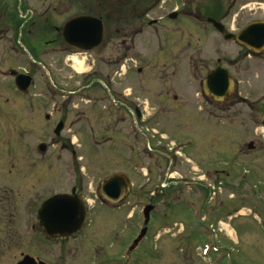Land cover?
<instances>
[{
	"label": "rangeland",
	"instance_id": "1",
	"mask_svg": "<svg viewBox=\"0 0 264 264\" xmlns=\"http://www.w3.org/2000/svg\"><path fill=\"white\" fill-rule=\"evenodd\" d=\"M41 1L56 8L49 16L57 29L81 13L103 14L107 23L116 17L115 0H89L85 9L82 0ZM121 1V37H115L114 25H106L107 43L67 57L50 51L60 42L54 30L35 44L25 29H17V14L31 7L22 0H0V25L7 30L0 41V248L5 244L0 259L12 261L25 249L19 217L25 214L26 221H33L40 199L69 191L82 180L88 201L84 228L70 245L58 246L54 264H85L95 251L104 258L119 251L124 255L143 228L146 205L154 210L132 255L136 264H264V52L247 55L204 19H196L215 18L210 10L214 0H181V7L179 0H160L158 7H150L152 0ZM229 1L222 0V9ZM106 4L112 9L108 15ZM244 6V0H237L229 27H243L246 20L238 16L247 11L240 10ZM176 8L187 13L181 17L177 11L176 19H168ZM13 42L23 54L8 51ZM39 48L46 51L38 54L34 49ZM32 61L41 66L32 67ZM218 65L235 82L228 102H211L201 90L206 74ZM7 68L32 77L26 93L16 90ZM119 93L136 99L144 111L131 127V138L126 128H112L102 118V106L113 112ZM67 98H80L78 107L88 108L95 124L93 135L71 138L69 146L77 151L73 157L62 147L66 135L49 131L59 119L51 102L60 107ZM37 117L41 132L26 128L21 139L20 120ZM39 143L45 153L33 148ZM114 174L123 175L131 189L118 209L98 197L101 182ZM21 183L31 189L21 193Z\"/></svg>",
	"mask_w": 264,
	"mask_h": 264
},
{
	"label": "flooded vegetation",
	"instance_id": "2",
	"mask_svg": "<svg viewBox=\"0 0 264 264\" xmlns=\"http://www.w3.org/2000/svg\"><path fill=\"white\" fill-rule=\"evenodd\" d=\"M129 1H132V0H129ZM115 2H117V3L114 4L113 10L111 8H109L107 10V8L109 7L108 4H106L107 5L106 11L104 10L106 15H108L111 10L113 11V13L116 15V17L113 21L114 23H107V21H105L106 18L103 19V17H104L103 14L95 16L94 14L90 15V13H86V14L81 13V14H77V15H74V16L68 18L65 22H63L61 24V27L57 29L56 27H53L54 22H55L54 19H52L49 16L52 12H54L56 10V8H53V9L51 8V5H50L51 2L49 3V5L45 4L44 6H42L41 0H22V3L25 5V8H27V6H28V7H31L32 9H31V11L28 9H23V12H24L23 16L22 15L19 16V14H17L15 26H17V29L18 28H22V30L25 29L24 35L26 37H28L29 39L31 38V41L35 44H37L38 41L43 36L49 35V32L52 33L54 30L55 31V37L60 42H59L58 46H56V47L54 46V47L50 48V51H56V52L60 51L59 53H62L64 55H66L67 57H73V56L79 57V56H82L84 53L80 52L79 50L75 49L74 47L68 46L63 41L62 29H63L64 24L66 22L74 19V18L82 17V16H89V17L98 19L101 22V28H102V38H101V42L98 46V47H100L102 45V43H104V42L107 43V41H105V37H106V30L109 28H106V25H109V26L114 25L113 28L115 30V37H119V38L121 37L120 33H118V32L121 31V29H120L121 24L119 21H121V18H120L121 8L120 7H121L122 1L121 0H115ZM160 2H161L160 0H152L150 7H154V6L158 7ZM221 2H222V0H214V1H212L211 6H210V10L213 11L212 16L215 17L214 19L217 22H219L221 25H223V27H224V24H227V26H228L227 30H225V27L223 28V32L221 34L215 32V33H217V35L220 38L224 39V37L226 35H231L232 37H235V36L239 35L245 28H247L248 26L255 24V23H263L264 24V17H261L262 14L264 13V0H244L245 6L241 7L240 10H247V11L241 13L242 16H238V17L241 20H246V22L240 30H238L237 28L234 29L232 27H229V24H230L229 21L232 18V12L231 11L235 7L237 0H230L229 1L230 4L228 2L229 6L227 5L223 9L221 7ZM22 3L20 2L19 7L22 6ZM178 3L181 7V0H179ZM88 4H89V0H82L81 1V8L85 9ZM95 5H97V7L101 6V4H97V3H95ZM255 5H256V7H255ZM177 11L181 13V17H183L187 13L184 8H181V10L176 8L175 11L173 12L176 16L174 19H176L178 17ZM170 15H168V19H169ZM198 17L199 16H196V19H198ZM0 18H1V16H0ZM107 19H109V17ZM124 20H126V19H124ZM5 31H7V30H4L3 27L0 25V41L2 40V36L5 33ZM18 35L20 37L24 36L23 34H20V33H18ZM12 41H14V40H12ZM230 41L235 42V38H232ZM50 43L54 44L55 41L51 40ZM11 44L12 45L8 50L11 54H14V55L23 54V51L20 48H17L14 45V42ZM34 51L37 52L38 54H42L46 51V49L39 48L37 51L34 49ZM246 52H247V55H251V53L249 51H246ZM253 57H255V56H253ZM217 63H219V60H217ZM31 64H32L31 65L32 67L41 66L39 63H36L34 61ZM218 66H216V67H218ZM6 71H7V74L10 75V72L12 70L7 68ZM1 72H3V71H1ZM231 99L232 98H229L225 102H228ZM80 100H81L80 98H67L65 102L61 103L60 107L57 106L56 102H53V101H52L53 103L51 102V104L53 106L52 111L54 112V114H59V119L55 122L54 125H52V128L49 131L55 133V128L57 126H60L59 133L57 134L56 137H60L62 134L66 135L67 141H66V143L63 144L62 147H63V150H65L67 153H70V155L72 157L75 156L77 151L73 147L69 146V144H71L73 146V142L71 141V138L74 137L75 135H77L78 137H82V136L85 137L86 135H90V134L93 135L94 127H95V124L92 125L90 118H89L88 112L90 110L87 108V111H84V110H80V107H78L77 101H80ZM30 101H32V99ZM210 101L213 102L212 100H210ZM24 102H26V100L23 101V103H22V106H23L22 112H23V110H25ZM134 102H136V99H133V98L128 99V97H126V95H124V97H123V94L119 93L117 103L114 102V105H113L115 108L113 110V112L111 111V109L102 106V111H104V113H105V115L102 116L104 121L105 122L111 121V127L112 128H116V129L117 128H126L125 133H127L128 137H130V138L132 137L130 134H132L131 133V127H132L133 123L135 121H137V119H141L143 117V113H144V111H141L140 107H138V105L135 104ZM76 104H77V106H75ZM91 106H92V104H91ZM110 113H112L113 115H110ZM34 117H36V116H34ZM45 120L50 122L48 115L45 116ZM20 123L22 124V126H21V139L25 137L24 131L26 128H29L30 131L34 134L41 132V125H40V120L38 119V117L33 118V119H29L28 121L25 119L20 120ZM106 132L107 133L111 132V129L109 128L108 131H106ZM107 133H105L104 135H106ZM108 134H111V133H108ZM118 134H120V133H118ZM106 139L108 140V138H106ZM40 144H42V143L33 145V148L38 149V146ZM81 149H82V147H81ZM85 151L88 152V148H86ZM132 157H134V156H132ZM132 157H130V163L129 164L134 163V162H131ZM78 158L80 160H82V158H80V157H78ZM70 166H73L72 162L70 163ZM77 166H76L77 170L80 171L81 167L79 166V163L77 164ZM21 169H24V168L21 167ZM169 178L173 179L172 177H169ZM24 180H25V178L20 179V181H24ZM38 180L40 181V179H38ZM73 183H78V185L72 184L69 191L54 192L53 194L46 196V198L40 199L38 201L37 207L33 210V213L30 217V218H32L31 220H33V221H30V219L28 221H26L25 214H24V217L23 216L19 217L20 242H21L22 248L24 247L25 249H24V251H21L19 253V255L17 257H15V259L14 258L12 259L13 262L8 261V260L4 261V259H0V264H20L21 262H23L27 258L30 259L31 264H54L58 260V255H59V253L57 251L58 246L64 242H66V244L70 245L72 241H74L80 237V234L82 233L83 228H84V223H85L86 217H85V220H84V223H83L81 230L79 232H77L76 234L71 235L70 237H68L66 239H57V238H52V237L47 236L40 228V221H39V217H38L39 209L41 208L42 204L53 196H64V195H66V196H71V197H77L83 203V205L86 207V205L88 204V201H86V199L83 198V194L87 190V184L85 182H83L82 180L79 182L74 181ZM127 184H129L128 181H127ZM28 186H30V188H29V190H30L31 186H32L31 184L21 183L20 187H19V191L24 194L26 192ZM0 188H1V186H0ZM130 192H131V190H130ZM151 196L154 197L153 192H152ZM125 201L122 203L116 204V205L107 204V203H106V205L110 206L114 209H118L119 207H121L125 203ZM23 211H26L24 204H23ZM86 216H87V214H86ZM114 239H116V237H114ZM111 244L116 245L117 243H116V241H114ZM3 246H4L3 248H0V252H2L5 249V244ZM27 246H28V248H26ZM100 249H102V247H100ZM137 249H138V247L132 251H129V246H128V248H126L124 255H122L121 251H119L118 254L116 255V257H109V258H104L103 255H102V257H100L99 252L95 251L94 253H92L91 261H89L85 264H136L137 260L135 258H133L132 255L136 252ZM146 255L149 256L150 254H146ZM10 262H12V263H10Z\"/></svg>",
	"mask_w": 264,
	"mask_h": 264
},
{
	"label": "water",
	"instance_id": "3",
	"mask_svg": "<svg viewBox=\"0 0 264 264\" xmlns=\"http://www.w3.org/2000/svg\"><path fill=\"white\" fill-rule=\"evenodd\" d=\"M175 15L171 16L174 18ZM207 23L212 25L219 32H222L221 24L208 18ZM63 41L71 47L82 52L92 51L99 46L102 38L101 22L98 19L82 16L74 18L65 23L62 29ZM232 36H226L229 40ZM235 41L246 49L258 53L264 49V24L255 23L245 28L239 35L235 36ZM14 76L15 87L25 92L31 85V78L27 75ZM234 89V82L230 78L227 69L218 67L210 71L202 82V91L208 98L216 102H223L229 99ZM60 126L55 129V135L59 133ZM249 149L252 148L250 144ZM39 151L44 152V145L39 146ZM129 185L126 179L120 175H112L104 179L99 186V194L106 201L116 204L124 201L129 195ZM153 206L147 205L143 209L144 228L133 241L129 250L132 251L146 234V225L149 222L150 213ZM86 213L82 202L77 197L54 196L45 201L38 213L40 228L49 237L67 238L77 233L83 225ZM20 264H31L27 258Z\"/></svg>",
	"mask_w": 264,
	"mask_h": 264
}]
</instances>
